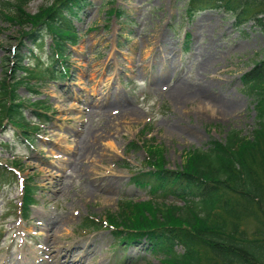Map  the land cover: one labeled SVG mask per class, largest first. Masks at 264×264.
Masks as SVG:
<instances>
[{
    "label": "rangeland",
    "instance_id": "obj_1",
    "mask_svg": "<svg viewBox=\"0 0 264 264\" xmlns=\"http://www.w3.org/2000/svg\"><path fill=\"white\" fill-rule=\"evenodd\" d=\"M87 1L78 17H69L80 38L69 49L70 78L41 85L33 72H12L16 54L30 55L33 46L22 39L33 27L20 23L17 8L34 15L52 1L0 0L6 3L0 8V96L4 83L15 89L38 133L29 146L7 120L0 124V264L35 259L49 244L46 221L51 225L52 218L50 243L67 249L61 262L76 248L89 253L82 264H164L140 244L119 245L106 223L81 228L88 216L104 221L119 214L125 202L185 206L134 184V174L147 169V152L130 146L158 145L166 168L176 171L185 153L206 150L211 140L225 143L233 131L252 138L257 128L243 76L264 59L261 26L238 27L224 9L191 17L188 0ZM51 41L48 36L44 49H35L44 62ZM37 63L29 56L23 66ZM177 90L180 104L168 93ZM31 104L48 119L34 118ZM26 185L34 202L29 220H22ZM244 226L253 235L252 218Z\"/></svg>",
    "mask_w": 264,
    "mask_h": 264
},
{
    "label": "trees",
    "instance_id": "obj_2",
    "mask_svg": "<svg viewBox=\"0 0 264 264\" xmlns=\"http://www.w3.org/2000/svg\"><path fill=\"white\" fill-rule=\"evenodd\" d=\"M24 1L27 4L29 0ZM51 1L34 15L26 13L24 5L17 8L20 23L27 20L33 27L24 32L23 38L39 49H44L47 36L53 39L45 62L37 57L35 68L27 69L24 55L18 53V69L12 71L15 75L19 70L32 75L35 70L33 77L41 84L45 79L69 77L68 52L70 46L79 43V36L68 17L77 16L89 4L87 0ZM5 5L1 2L0 8ZM209 9L231 13L238 27L253 21L264 30V0H188L186 4L191 17ZM6 18L12 20L11 16ZM243 84L257 111L258 124L252 138L233 131L225 143L211 140L206 150L185 153V163L176 171L166 168L158 145L147 141L142 146H130L144 147L147 152V169L134 174V184L148 189L151 197L163 195L185 206L164 205V210L154 200L125 202L119 214L108 213L104 221L86 217L81 228L98 230L106 223L118 244H140L152 255L162 257L164 264H264V59L255 62V68L243 76ZM5 86L0 96V124L7 120L30 144L36 134L33 120L26 119L24 102L17 98L16 90L7 91ZM30 106L35 118L48 119L39 105ZM32 189L24 187L22 208L27 217L34 202ZM251 218L256 226L253 235L244 226Z\"/></svg>",
    "mask_w": 264,
    "mask_h": 264
},
{
    "label": "bare ground",
    "instance_id": "obj_3",
    "mask_svg": "<svg viewBox=\"0 0 264 264\" xmlns=\"http://www.w3.org/2000/svg\"><path fill=\"white\" fill-rule=\"evenodd\" d=\"M161 86H162V84H159V87H161ZM165 88L166 87L163 85L162 90H164ZM178 92H180V90H177L176 93H178ZM168 93H169L170 98L175 103L180 104L179 101L181 99H183V98H181L180 93H178L177 95L174 91H170ZM185 98H186V96H185ZM121 115H123V114H121ZM51 220H53L51 225L48 224L49 221L48 222L46 221V227H47L48 234H49V237L47 235V239L49 241V244L47 245V247L41 248L40 254L39 255L36 254L35 259H33V260L25 258V259L16 260L12 264H37L38 262H40L42 264H51V263H56V264H82V263H84L87 256L89 255V253L87 251H85L84 253H81V251L76 250V248H73V249H70L67 251L65 258H66V260L68 259L69 262L68 261L61 262V254L63 251H65L67 249H62L61 246L54 244V242L50 243V241H51V235L50 234L54 231L52 229L54 228L56 218H54V219L52 218ZM65 221H66V219L64 220V218H62V223H64Z\"/></svg>",
    "mask_w": 264,
    "mask_h": 264
}]
</instances>
